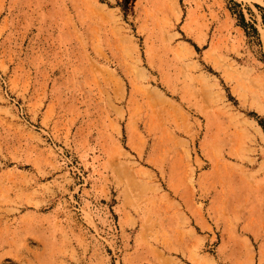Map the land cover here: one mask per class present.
Segmentation results:
<instances>
[{
    "label": "rangeland",
    "instance_id": "374dc122",
    "mask_svg": "<svg viewBox=\"0 0 264 264\" xmlns=\"http://www.w3.org/2000/svg\"><path fill=\"white\" fill-rule=\"evenodd\" d=\"M0 264H264V0H0Z\"/></svg>",
    "mask_w": 264,
    "mask_h": 264
}]
</instances>
